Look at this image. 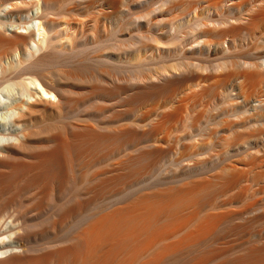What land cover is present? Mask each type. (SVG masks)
<instances>
[{
  "label": "bare ground",
  "instance_id": "bare-ground-1",
  "mask_svg": "<svg viewBox=\"0 0 264 264\" xmlns=\"http://www.w3.org/2000/svg\"><path fill=\"white\" fill-rule=\"evenodd\" d=\"M115 1L0 0V264H264V143L252 138L260 127L222 120L217 131L227 134L211 152L196 138L218 84L264 90V55L209 72L177 61L144 73L175 48L159 35L135 48L110 44ZM163 1L152 26L179 30L185 18L169 15L178 3ZM236 13L234 23L197 18L193 49L251 46L264 0ZM87 50L138 71L101 74L106 66L82 79Z\"/></svg>",
  "mask_w": 264,
  "mask_h": 264
},
{
  "label": "rangeland",
  "instance_id": "rangeland-1",
  "mask_svg": "<svg viewBox=\"0 0 264 264\" xmlns=\"http://www.w3.org/2000/svg\"><path fill=\"white\" fill-rule=\"evenodd\" d=\"M75 1H77V0H75ZM174 1H176L178 3V6L169 15H175V14L179 13L178 15H181L182 18H185L184 26L181 27L179 30H176V31L175 30L169 31V28L167 25H163L159 28L155 27L154 25L152 26V23H153L152 20L155 19L156 16H158L160 14L158 12V11H160L158 8L162 4V2H164L163 0H117V1H115L114 6L108 9V11L110 12V17L108 19V22H111V24H113L114 26L116 25L115 27H117L116 28L117 32L112 37H110L108 42L110 44L119 43V44H123V45L125 43V45L128 46L129 48H135L138 44H140L138 42L141 41V42L151 43L150 39H153V37H157L158 35H159L158 37H161V39H163L162 40L163 42H166L164 40H167V42L172 45V46L171 45L170 46L172 48H175V49L173 51H171L170 54L168 53L167 56H162L160 59H158V61L157 60L152 61L150 64L143 65L144 67L142 66L141 68H139L144 73H147V71L155 72V70L157 69V67L159 65H170V64H174V63L176 64L177 61L178 62L180 61V63L182 61L185 63H191L192 65L195 64L192 66V68L195 71L209 72L218 63L230 62V60H231V62H235L236 60L239 61V60L249 59L247 57L249 54L264 55V41H263L264 40L263 39L264 38V28H263L264 24L259 25L258 26L259 28L256 29V32L258 31L254 36L256 41L253 39H252L253 43H251V41H250V44H252L253 46L248 45V47H245V48H241L238 50L235 49V51H233L231 53L223 52L221 49L216 47L217 46L216 44L212 45L211 48H208L205 51L203 50L201 53L198 49L197 50L193 49L194 44L192 43V46H191V43H190L191 39L189 36L191 35L193 29L195 28V25H193V24H195V22L197 21V18H202L204 21H207V22L209 20L214 22L215 20H218V19L219 20L222 18L224 19V17L226 16L225 19L231 20V22H233L235 20L232 19V17L235 16V13H236L234 10L237 11V9H238V8L235 9L236 7H234V6L237 4L238 6L237 5L236 6L239 7V9L241 8L238 11L242 12L246 8H248V6L252 0H223V1H220V3H218L219 6H218V4H213V6H211V7L205 6V4H202V3H196L195 2L196 0H174ZM213 1L219 2V0H213ZM232 5H234L233 8H232ZM152 9H157V10H153V12H152ZM149 11H151V13ZM238 11H237V13H238ZM146 12H147V14H146L147 16H145L146 18L145 17H139L141 15L144 16ZM148 12L150 13V15H148ZM1 13L4 14L5 12L3 11ZM81 14L86 16L87 13H85L84 11H81ZM152 14H153V16H151ZM149 16H151V17L148 20L147 17L149 18ZM166 17H168V15H166ZM169 27H170V25H169ZM165 29H167L169 32L168 31L166 32ZM162 31H163V33H162ZM138 35H140V36H138ZM187 36H188V38H187ZM140 37H141V39H140ZM261 37H263V38H261ZM216 38H214V39H216ZM237 38H241V37L239 36ZM113 39L115 41H113ZM225 39H226L225 41H227V42H229V40H230V38L228 36L225 37ZM118 40H120V41H118ZM174 41L176 43H174ZM135 42H137V43L134 44ZM260 43H262V44H260ZM178 44L180 45V47L176 48V45L179 46ZM216 48H218V49H216ZM97 50L98 49H96V51ZM101 50L98 51L97 53H100V52L102 53L103 51H101ZM96 51H95V53L94 52L91 53L87 50V54H85V55H88L90 53V56H88L89 58H87L84 55L85 56L84 59L87 58L88 61H89V59L92 60L93 58H90V57H92L93 55H96L97 54ZM168 55H170V56H168ZM104 63H102V62L99 63V61L96 62V60H94V59H93V61H89L88 63L86 62L85 66L82 67L83 69L80 68V69H82V71L80 72V70H79V73H81V74H79L80 77L82 75V77H81L82 79H83V77H84V79L85 78L86 79H94V76L96 74L97 75L100 73L104 74L105 71L111 70L112 67H113L112 69H114V70H112V73H114V74L116 73L119 75L121 74V76H123L122 74H126V76L127 75L129 76L131 74H135L138 71V67H131V66L126 65L127 67L124 68L125 66H123V65H125V64H123L122 65L123 68L120 67L121 65L119 66L120 67L119 68L117 66H114L111 62H107L110 65V67H109V65H107L106 62H104ZM110 63L113 66H111ZM104 68H107V69L104 70V72L101 71ZM85 73H86V75H85ZM152 73H148V74H152ZM27 81H30V83L33 86L36 85V82L33 80H27ZM225 82L226 83L222 82L223 84L222 83L218 84L216 86V88H214L215 93L212 91L210 92V95H212V99L214 98L215 101L212 100V102H211V100H210L209 106H207V107L211 108V109L207 110V112L205 111L206 114L204 112L203 115L201 116L202 122L200 121L201 125L200 124L199 125L201 127L199 128L198 131L201 133L203 132L202 135H204V137H202V136L200 137V136L196 135L197 136L196 138H197V140H200L199 142L202 141L201 143H204L207 146L209 145L208 148H210V149L207 150V147H206V149L204 148L205 149V151L203 153V155L205 154L204 156L207 155L206 150H207V152H211V149L213 148L212 142H214L213 140L216 137L215 135H218V134L221 135V134L226 133V131H224V132L219 131L220 133L217 131L219 128H221V127L223 128V126L226 125V123L222 122V120L223 121L226 120L227 122H230V121H234V120H240V118H246V119H244L245 120V126H243L239 130L244 129V131H248L249 128L254 129L255 127L256 128L260 127V129H258V131H256V133L259 135H257V137H252V138L259 140V143H261V144L264 143V105H263L262 109H255L253 107L255 105L254 99H256V98L257 99L260 98L261 100H263L262 102H264V90L262 89L261 92L258 91L259 93L256 92L254 95H251L250 91L247 89H244V90L238 89L239 87L237 86V80L230 79L229 81H225ZM183 89L184 88H181V90H183ZM214 89H212V90H214ZM181 90L179 89L180 94L182 92ZM213 96H215V97H213ZM230 103H234V105L231 106V105H229ZM211 105H213V106H211ZM11 108H12L11 104H9L7 109L12 111L13 108L12 109ZM220 110H225V112H226V115H224L223 117L221 116L222 119L215 117V115ZM253 125L255 127H253ZM246 126H247V128H246ZM256 128L254 130H256ZM211 130H212V132L214 131L213 132L214 134L212 133V134H210L211 136L208 137V133ZM207 143H210V144H207ZM210 145H211V147H210ZM215 148L217 149L218 147H215ZM172 163H174V162L167 161L165 166L168 169L174 168L175 163H174V165ZM43 220H44V218H41V219H38L36 222L40 223ZM44 242H45V240H39L38 242H34L33 245L35 247H38L39 245L44 244Z\"/></svg>",
  "mask_w": 264,
  "mask_h": 264
}]
</instances>
